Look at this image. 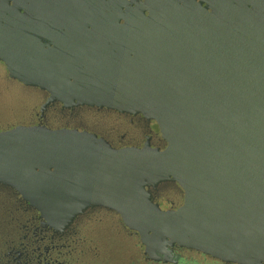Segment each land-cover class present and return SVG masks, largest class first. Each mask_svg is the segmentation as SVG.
<instances>
[{
  "label": "water",
  "instance_id": "obj_1",
  "mask_svg": "<svg viewBox=\"0 0 264 264\" xmlns=\"http://www.w3.org/2000/svg\"><path fill=\"white\" fill-rule=\"evenodd\" d=\"M8 76L65 106L151 111L164 148L113 147L81 128L0 130V181L62 227L118 212L145 258L175 246L264 264V0H0ZM176 180L163 207L149 180Z\"/></svg>",
  "mask_w": 264,
  "mask_h": 264
},
{
  "label": "flooded vegetation",
  "instance_id": "obj_2",
  "mask_svg": "<svg viewBox=\"0 0 264 264\" xmlns=\"http://www.w3.org/2000/svg\"><path fill=\"white\" fill-rule=\"evenodd\" d=\"M8 78L20 82L15 78L9 76ZM25 86L40 91L43 100L39 109L33 113L32 119L21 124L81 128L103 137L115 148L141 147L146 144L164 148L167 145L159 122L151 111L132 112L90 104L69 107L58 100L49 101L50 93L47 90L30 85ZM147 190L153 200L160 204L168 198L169 191L182 196L178 202L172 200L168 207H176L184 199V190L174 179L159 182L149 180ZM102 209L114 211L103 205H90L68 224L56 227L46 220L42 209L32 204L15 182L0 181V264H68L67 257L71 253L73 244L78 240L80 230L93 219L97 211ZM121 222L125 229L133 231L124 224L122 219ZM142 248L145 258L144 247ZM182 248L188 247L175 246V252L179 256L177 262L183 259L180 252Z\"/></svg>",
  "mask_w": 264,
  "mask_h": 264
},
{
  "label": "rangeland",
  "instance_id": "obj_3",
  "mask_svg": "<svg viewBox=\"0 0 264 264\" xmlns=\"http://www.w3.org/2000/svg\"><path fill=\"white\" fill-rule=\"evenodd\" d=\"M43 100L40 91L10 80L6 66L0 62V130L32 119ZM162 206L167 208L171 201L178 202L182 196L174 191L167 192ZM180 262L146 260L136 232L123 227L121 217L111 210H99L79 232L67 257L68 264H239L210 257L197 250L180 249Z\"/></svg>",
  "mask_w": 264,
  "mask_h": 264
}]
</instances>
